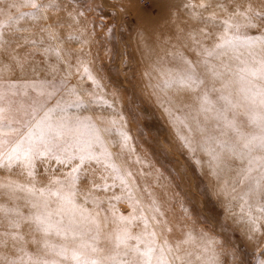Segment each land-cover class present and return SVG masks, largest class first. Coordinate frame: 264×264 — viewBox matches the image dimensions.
Masks as SVG:
<instances>
[{"label": "rangeland", "instance_id": "obj_1", "mask_svg": "<svg viewBox=\"0 0 264 264\" xmlns=\"http://www.w3.org/2000/svg\"><path fill=\"white\" fill-rule=\"evenodd\" d=\"M37 2L53 5L41 9L43 19L30 16L17 19L20 13L32 11L30 5H21V0H0V107L12 117L3 130L6 138L18 139L33 124L32 109L40 99V90L32 87L34 84L47 81L57 88L75 87L83 99H88L83 90H95L84 76V68L89 67L104 86L107 99L114 101L112 107L102 112L75 105L68 107L76 97L70 91H62L56 99L62 98L64 111H57L53 119L74 123L91 118L100 128L106 150L112 154L119 172L106 173L112 177L108 183L113 185L107 190L91 188L93 179L100 183L99 173L78 182L79 207L74 218L78 220L83 210L94 219L99 211L102 223L99 247L109 251L116 250L115 236L123 229L129 228L133 235L143 234L147 217V231H156V240L164 246L165 258L172 264H233L232 245L253 258L255 264L254 258L264 251V229L259 233L261 242L256 244L257 233L249 231L252 228L249 216L260 217L257 227L264 225V216L260 212L261 202L249 194L252 180L245 175L257 180L264 175V149L260 148L264 104L259 95L264 79L241 69L258 68L264 60L261 53L264 21L249 19V6L252 11H264V0H163V8L160 0ZM201 3L211 7L200 8ZM201 13L204 19L200 18ZM213 13L215 20L205 23ZM225 20L229 21L227 28ZM249 23L258 27H249ZM201 30L211 35L206 38ZM49 32L58 39L50 37ZM69 36H78L79 42L68 39ZM222 36L232 39L234 46L215 48ZM145 42L151 44L148 49H135V45ZM207 51H213V55L208 56ZM184 60L200 62L201 67L208 61L223 76L212 78L207 89L189 79L181 80ZM146 69L167 70L174 103H181L190 127L196 128L186 143L178 146L175 141L176 146L171 145L164 123L145 99H138L142 89L149 93L151 87L143 84ZM44 90L51 88L45 85ZM204 91L210 104H202ZM56 99L50 102V107L55 106ZM112 120L115 124L110 123ZM105 128L109 131H104ZM121 132L127 135V141ZM74 145V139L66 136L54 140L45 155H35L31 166L27 161L17 166L18 162L13 160L10 169H0V264H35L37 259L74 264L71 249L79 241L74 242L71 233L67 238L55 231L45 235L36 229L34 221L37 213H51L55 219L63 211L67 224L73 208L65 198L67 188L56 195L54 192L61 186L50 181L57 178L65 184L70 181L68 165L61 164V160L66 152L74 151ZM120 173L123 178H116ZM79 175L82 177L84 173ZM260 184L264 187V180ZM197 185L207 188L208 206L214 207V215L227 225L226 230L222 231L216 220L206 221L201 214L205 202ZM89 192L85 203V194ZM192 193H196L195 208L186 199V194ZM114 196L120 199H112ZM97 198L103 201L99 209L93 203ZM134 209L137 219L131 222L119 219L121 214L128 216ZM17 223L19 228L13 226ZM13 236L17 237L15 241ZM104 236H111V241L103 239ZM165 241L172 251L167 250ZM146 242L147 239L141 244L142 249ZM62 246H68L69 259L59 254ZM119 251L118 258H123V249ZM174 254L180 259H173ZM97 255L90 254V258ZM158 255L159 252L154 253L153 258Z\"/></svg>", "mask_w": 264, "mask_h": 264}, {"label": "snow or ice", "instance_id": "obj_2", "mask_svg": "<svg viewBox=\"0 0 264 264\" xmlns=\"http://www.w3.org/2000/svg\"><path fill=\"white\" fill-rule=\"evenodd\" d=\"M21 5H30L32 11L20 13L17 19L29 16L43 19V16L40 15L41 9L53 6L51 4L38 3L37 0H21ZM13 6L15 7L16 5ZM160 7H164L163 0H160ZM192 7L196 6L192 5ZM199 7L208 9L211 5L201 3ZM219 7L223 8V5H219ZM69 15H71V13H69ZM241 15H243V13H241ZM200 18L204 19L202 13ZM252 18H258L264 21V11H252L251 6H249V19L251 20ZM214 20L215 14L213 13L205 20V23ZM223 24L226 28L229 27L228 20L223 21ZM236 27H238V25ZM249 27L258 26L249 23ZM42 31H47V29H42ZM201 32L206 38L211 35V33H205L203 30H201ZM49 36L58 39V37L53 36L51 32H49ZM68 39L79 42L78 36H69ZM261 41V53L264 54V36L261 37ZM247 42L248 39L246 38L245 43ZM225 46H234L233 40L226 39L222 36L221 43L216 44L215 48L222 49ZM207 55L212 56L213 51H207ZM183 63L185 67L181 69V80L189 79L193 83L202 84L205 89H207L209 81L212 78L218 79L223 76V73L217 67L210 65L208 61L203 62V67L200 66V62L193 63L184 60ZM245 71H250L252 75L259 74L260 77L264 79V60L260 61L258 68L241 69V72ZM84 76L91 81L95 89L91 92L87 89L83 90L87 94L88 99H83L80 91L75 87L71 89L66 87L57 88L54 85L48 84L47 81H41L40 83L32 85V87L40 90L38 92L40 99L36 101V105L32 109L34 122L28 127L25 134L14 141L7 139L3 132L6 121L11 120L12 117L5 108L0 107V169H10L13 160L18 162L17 166L24 161H27L28 165L31 166L34 156L37 154L45 155L54 140L58 141L66 136H71L75 141L74 151L66 152L65 159L61 160V164L66 163L68 165L70 171L67 175L70 181L67 184L60 181L58 178L50 181V184L61 186L54 192L56 195L64 188H67L65 198L73 205V208L69 211V220L67 224H65L63 211H59L55 219L51 213H37L34 216L36 229L42 231L45 235L55 231L56 235L64 236L65 238L71 233L73 241H79V243L71 249L70 258L74 264H172L171 260L165 258L166 253L164 246L159 244L156 240V231H147V217H144L145 232L143 234L133 235L129 228H125L121 233L115 236V251H109L107 248L99 247V242L102 238V223L99 211L95 213L94 219L91 214H86L83 210H81V215L78 220L74 218L75 210L79 207L76 204L79 192L78 182L81 179L88 180L90 177H97V173H99L97 178L100 180V183H96L93 179L91 188L92 190H107L113 185L108 183V180L112 177L106 175V173L119 172L116 165L112 162V154L106 150V142L100 135V128L91 118L87 121L77 120L74 123H67L63 119L54 122V114L57 111H64V107H62V98L56 99L62 91H70L71 94L76 97L71 104L67 105L68 107L75 105L97 112H102L103 109L112 107L114 101H109V99H107L106 93L102 90L104 86L89 67L84 68ZM45 85L51 88V91H45ZM212 90L215 91L214 83L212 85ZM259 95L261 97V104H264V88L260 90ZM0 98H2V93H0ZM53 99H56V104L54 107H50L49 104ZM210 103L211 101L208 99V93L204 91L202 104ZM101 119H103V116ZM110 123L115 124V121L112 120ZM104 131H109V129L105 128ZM112 131H115V129ZM120 135L124 137V141H127L128 137L125 133L121 132ZM9 145H11L10 149ZM96 145H99V149L96 148ZM247 146L246 144L245 147ZM260 148L264 149V136L260 137ZM6 149L9 150L6 151ZM41 149H43V151ZM213 158L216 159L218 157L214 156ZM106 161L108 162L106 163ZM92 165L96 167L93 168ZM251 170V167H249L248 172H251ZM81 172L84 173L82 177L79 175ZM127 175L130 176L131 173L129 172ZM116 178H123V173H120ZM245 178L252 180V185L249 187V194L251 198L261 202L260 212L262 216H264V187L260 184V180H264V175L260 177V180L254 177L250 178L247 175H245ZM242 182L243 181H241V183ZM44 190L45 189H41V191ZM197 190L198 193L204 197L205 208L201 210V214L205 216V220H216L221 230H226L227 225L223 224L214 215V207L208 206L210 195L207 188L203 185H197ZM233 191H235V189H233ZM129 192H131V189H129ZM89 196L90 192L85 194V203H87ZM112 199L119 200L120 197L114 196ZM186 199L187 203L191 204L193 208L196 207V193L186 194ZM93 203H95L99 209L103 201L97 198L93 200ZM34 207H39V205H34ZM43 207L46 209L47 204H44ZM113 212H115L114 207ZM134 213L135 209L133 213L128 216L121 214L119 219L131 222L137 219ZM259 219L260 217L249 216V221L252 225L249 231L250 233H257L255 237L256 244L261 242L259 233L264 229V225L257 227ZM27 222L31 223L32 220H28ZM157 223H159V221ZM13 226L19 228L20 224L17 223ZM12 239L15 241L17 237L13 236ZM103 239L110 242L112 237L104 236ZM145 239H147V242L142 249L141 244L144 243ZM3 243L7 246V240H4ZM164 245H167V250L169 252L172 251V246L168 245L167 241L164 242ZM121 248L123 249V258H118L121 255L119 251ZM232 248L233 252L231 255L233 256V264H253V258L245 256L236 245H232ZM68 252V246H62L59 254L66 260L69 259ZM156 252H159V255L154 259L153 254ZM94 253H98L99 255L95 258H90V254ZM173 259L179 260L180 257L174 254ZM254 259L255 264H264V251L260 252L259 256H256ZM8 264H15V262H8ZM35 264H58V261H41L37 259Z\"/></svg>", "mask_w": 264, "mask_h": 264}, {"label": "bare ground", "instance_id": "obj_3", "mask_svg": "<svg viewBox=\"0 0 264 264\" xmlns=\"http://www.w3.org/2000/svg\"><path fill=\"white\" fill-rule=\"evenodd\" d=\"M132 45H133V43H132ZM150 46H151V44L148 45L145 42L144 45L143 44L135 45V49L137 51H141L145 48L148 49ZM148 71L149 72H147V69H146L145 72H147V77H146V79L144 78L143 84L146 85L144 87L151 86L150 89H148L149 93H147L146 89H142L139 94L137 93L139 91H137L136 93L138 94V99L141 100V97L143 99H145L146 103H148L152 112L157 116V118L161 122L164 123L166 133H167V135H166L167 141L171 142V145H173L175 143V141H177L176 144H178V146H179V144L182 145V144H184L185 140L188 141L187 139H188L189 135L190 136L194 135L192 133H194L196 131V128L190 127L191 125L189 124V119L185 113L186 109L184 110L182 105H180L181 103L180 102H179L180 104H176V102L174 103V100H175L174 99V92L169 85L170 84V78L168 77L169 74H168L167 70L162 69L161 71H159V70H155V71L148 70ZM139 81H141V79ZM141 86H142V84H141ZM142 91H143V93H142ZM200 135H203V134H200ZM198 143H200V142H198ZM176 144H174L173 146H176ZM192 145L194 146V143ZM192 145L190 144V146H192ZM190 146H188V147L190 148ZM188 147L185 146V149L187 148V150H188ZM179 149H181V148H179ZM197 150H198L197 152H199L198 148H197Z\"/></svg>", "mask_w": 264, "mask_h": 264}]
</instances>
